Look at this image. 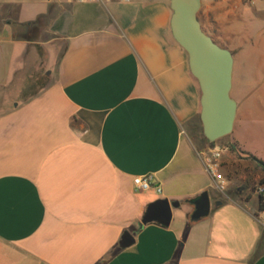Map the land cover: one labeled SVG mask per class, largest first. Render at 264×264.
Masks as SVG:
<instances>
[{
	"label": "crops",
	"instance_id": "crops-1",
	"mask_svg": "<svg viewBox=\"0 0 264 264\" xmlns=\"http://www.w3.org/2000/svg\"><path fill=\"white\" fill-rule=\"evenodd\" d=\"M7 2L19 11L0 27V264H264V172L247 156L264 162V0H202L198 16L234 58L237 151L217 148L238 201L214 191L190 140L200 91L169 0ZM22 46L45 57L33 73L16 64ZM46 46L58 49L40 83ZM144 175L161 194L136 192ZM204 192L211 214L192 223L189 201ZM158 200L178 204L170 226H143ZM125 233L134 244L122 249Z\"/></svg>",
	"mask_w": 264,
	"mask_h": 264
},
{
	"label": "water",
	"instance_id": "water-1",
	"mask_svg": "<svg viewBox=\"0 0 264 264\" xmlns=\"http://www.w3.org/2000/svg\"><path fill=\"white\" fill-rule=\"evenodd\" d=\"M172 17L170 28L175 42L185 51L189 69L200 91V123L210 151L217 150V143L231 136L237 118L238 105L231 92L233 86L234 58L232 53L220 47L202 29L199 13L202 0H169ZM246 189V187H244ZM242 189V190H244ZM194 211L191 222L198 223L211 214L212 203L208 192L190 200ZM178 204L158 200L146 209L142 225L157 224L169 227L172 210ZM134 238L125 233L120 247L129 248Z\"/></svg>",
	"mask_w": 264,
	"mask_h": 264
},
{
	"label": "rangeland",
	"instance_id": "rangeland-1",
	"mask_svg": "<svg viewBox=\"0 0 264 264\" xmlns=\"http://www.w3.org/2000/svg\"><path fill=\"white\" fill-rule=\"evenodd\" d=\"M9 6V2H7V0H0V27L5 25L7 23L6 20H4L3 18H5L4 16V9L5 7H8ZM23 10L24 11H27V10H30V8L25 4L23 6ZM43 36H45L44 34H42V37H40L38 34L35 36H33V34L31 33H28L26 35V38H30L31 40H37V39H43ZM18 38H22V37H18ZM25 38V37H24ZM23 51H18L17 54H16V64L17 63H20L21 60L25 57L26 58V62L29 64V69L32 70V73L34 72L33 68H31V64L34 66L35 63H37L38 61H41L45 58L44 55H40L37 48L35 47H32V46H22L21 48ZM46 49L49 51V57H48V60H47V65H45V67L43 66L42 69L40 70V74H38L37 76L41 77L40 78V83H43L45 82L44 78L46 76V74L50 73L51 71H53V68H54V63H55V60H56V53L57 52V49L58 48H55L53 46H46ZM47 72V73H46ZM46 73V74H45ZM39 82H37V78H34L32 80H30V84L32 85H35V84H38ZM31 91H33V89H31ZM202 126H201V123L198 124L197 126V129L196 131H194L193 134H189V137H190V140L192 141L193 145L195 147H197V144L200 143L202 145H208L206 140H204L205 138L202 137ZM231 139V136L229 138V141ZM228 142V141H227ZM227 142H221L219 143L218 145L219 146H225ZM221 173L222 170H221ZM233 180H236V179H233ZM214 182V181H213ZM240 183H236L234 182L233 186H232V189L230 187L227 188L226 192H225V196L226 195H229L233 200H237L238 198L235 196V193L233 192L236 188V185L238 186ZM214 191H216L219 196L223 197V195H221L217 189H216V186H215V183H214ZM250 192V191H249ZM234 194V195H233ZM250 194L253 196V202L256 203V201L258 200L257 196H255L253 193L250 192ZM213 201V199H212ZM238 201V200H237ZM188 208L184 207L182 209V211H187ZM176 218L178 217V212L175 211L174 212Z\"/></svg>",
	"mask_w": 264,
	"mask_h": 264
},
{
	"label": "built area",
	"instance_id": "built-area-1",
	"mask_svg": "<svg viewBox=\"0 0 264 264\" xmlns=\"http://www.w3.org/2000/svg\"><path fill=\"white\" fill-rule=\"evenodd\" d=\"M79 3L84 2H91L105 5L111 1L123 2L128 3L131 0H74ZM223 151L221 149H217L214 151H207L206 154L200 155V158L206 168L207 173L213 179L217 191L225 196V192L228 188V180L226 177L221 173L222 166H221V157ZM134 188L136 192H148L154 189L158 194L162 193V189L156 183V179L154 175H144L141 177H136L133 180ZM256 194L259 198H264V182L262 184H258L255 190Z\"/></svg>",
	"mask_w": 264,
	"mask_h": 264
},
{
	"label": "trees",
	"instance_id": "trees-1",
	"mask_svg": "<svg viewBox=\"0 0 264 264\" xmlns=\"http://www.w3.org/2000/svg\"><path fill=\"white\" fill-rule=\"evenodd\" d=\"M18 11H19V7L16 5H9L8 7H5V9H4V15H5L4 17L5 18H3V19L6 20L7 22H11L12 20L15 19L16 15L18 14ZM45 86H46V84L43 85L42 88H45ZM202 137L204 138L203 134H202ZM229 138H230V136L220 140L217 144H219L221 142H227L228 141L224 147L228 149L229 153L235 154L237 149H236L235 145L229 141ZM203 146L205 148L204 149L205 152H207L208 151L207 150L208 145H203ZM243 154L246 155L245 153H243ZM247 156H248V158H251L254 162H256L257 168L261 169L264 172V162L256 159L255 157H252L249 155H247ZM262 183L263 182H261L260 184H262ZM254 188H251V189L254 190ZM248 189H250V188H248ZM249 196L246 195L245 199L249 200L250 199ZM259 211L260 212L264 211V198L263 197L260 198Z\"/></svg>",
	"mask_w": 264,
	"mask_h": 264
},
{
	"label": "flooded vegetation",
	"instance_id": "flooded-vegetation-1",
	"mask_svg": "<svg viewBox=\"0 0 264 264\" xmlns=\"http://www.w3.org/2000/svg\"><path fill=\"white\" fill-rule=\"evenodd\" d=\"M238 191L240 192V191H241V189H238Z\"/></svg>",
	"mask_w": 264,
	"mask_h": 264
}]
</instances>
